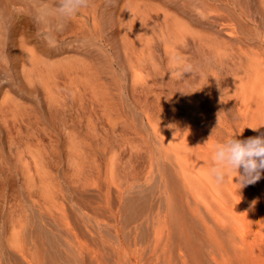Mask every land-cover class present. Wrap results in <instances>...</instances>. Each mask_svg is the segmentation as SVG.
Segmentation results:
<instances>
[{
	"label": "rangeland",
	"instance_id": "obj_1",
	"mask_svg": "<svg viewBox=\"0 0 264 264\" xmlns=\"http://www.w3.org/2000/svg\"><path fill=\"white\" fill-rule=\"evenodd\" d=\"M32 2L0 0V264H264V174H208L264 134V0H92L54 47Z\"/></svg>",
	"mask_w": 264,
	"mask_h": 264
},
{
	"label": "clouds",
	"instance_id": "obj_2",
	"mask_svg": "<svg viewBox=\"0 0 264 264\" xmlns=\"http://www.w3.org/2000/svg\"><path fill=\"white\" fill-rule=\"evenodd\" d=\"M91 3L92 0H53L51 3L33 0L31 18L38 29L37 35L54 47L55 33L62 32L68 22ZM212 159L214 163L208 174L217 185L223 184L229 176L237 179L238 189L255 184L264 174V134L246 140L232 137L217 143Z\"/></svg>",
	"mask_w": 264,
	"mask_h": 264
}]
</instances>
